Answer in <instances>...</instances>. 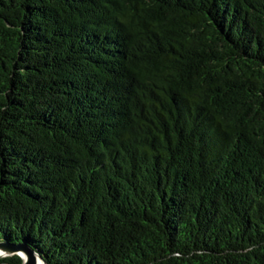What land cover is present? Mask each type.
I'll use <instances>...</instances> for the list:
<instances>
[{"label": "trees", "instance_id": "16d2710c", "mask_svg": "<svg viewBox=\"0 0 264 264\" xmlns=\"http://www.w3.org/2000/svg\"><path fill=\"white\" fill-rule=\"evenodd\" d=\"M0 242L264 264V0H0Z\"/></svg>", "mask_w": 264, "mask_h": 264}, {"label": "water", "instance_id": "95a60500", "mask_svg": "<svg viewBox=\"0 0 264 264\" xmlns=\"http://www.w3.org/2000/svg\"><path fill=\"white\" fill-rule=\"evenodd\" d=\"M18 255L21 258V264H47L39 253L27 245L12 244L8 242H0V258Z\"/></svg>", "mask_w": 264, "mask_h": 264}, {"label": "bare ground", "instance_id": "6f19581e", "mask_svg": "<svg viewBox=\"0 0 264 264\" xmlns=\"http://www.w3.org/2000/svg\"><path fill=\"white\" fill-rule=\"evenodd\" d=\"M37 264H42V263H41V261H38V263H37Z\"/></svg>", "mask_w": 264, "mask_h": 264}]
</instances>
